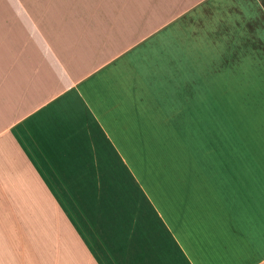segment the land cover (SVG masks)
Segmentation results:
<instances>
[{
	"label": "crops",
	"instance_id": "crops-1",
	"mask_svg": "<svg viewBox=\"0 0 264 264\" xmlns=\"http://www.w3.org/2000/svg\"><path fill=\"white\" fill-rule=\"evenodd\" d=\"M0 264H264V0H0Z\"/></svg>",
	"mask_w": 264,
	"mask_h": 264
},
{
	"label": "rangeland",
	"instance_id": "rangeland-1",
	"mask_svg": "<svg viewBox=\"0 0 264 264\" xmlns=\"http://www.w3.org/2000/svg\"><path fill=\"white\" fill-rule=\"evenodd\" d=\"M189 42H190V45H193V43L195 44V41H189ZM209 74H211V73H209ZM237 106H238V105H237ZM221 107H222L221 110H222V111H225V110L227 109L228 105L222 103V106H221Z\"/></svg>",
	"mask_w": 264,
	"mask_h": 264
}]
</instances>
